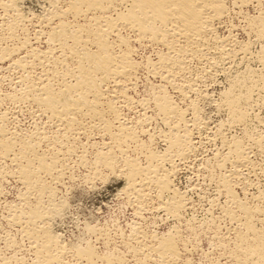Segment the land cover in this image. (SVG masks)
I'll return each instance as SVG.
<instances>
[{
    "label": "bare ground",
    "instance_id": "obj_1",
    "mask_svg": "<svg viewBox=\"0 0 264 264\" xmlns=\"http://www.w3.org/2000/svg\"><path fill=\"white\" fill-rule=\"evenodd\" d=\"M26 1L0 0V196L19 185L6 246L23 242L30 264H192L183 231H203L202 264H264V0H40L38 13ZM206 104L224 117L210 122ZM111 176L135 218L176 225L133 222L122 253L100 255L93 227L95 241L66 244L52 229L65 194Z\"/></svg>",
    "mask_w": 264,
    "mask_h": 264
},
{
    "label": "rangeland",
    "instance_id": "obj_2",
    "mask_svg": "<svg viewBox=\"0 0 264 264\" xmlns=\"http://www.w3.org/2000/svg\"><path fill=\"white\" fill-rule=\"evenodd\" d=\"M39 2L41 3L40 0L37 2L34 0H30V2L26 1L24 4V10L29 13L40 12L41 4ZM0 76L4 80L0 81V90L4 92L9 91L10 87L8 86V81L11 74L5 71L2 72ZM7 77L8 79H6ZM222 86V82H218L209 87L210 95L215 97ZM212 92L213 94H211ZM206 108L204 105V113H206V115L210 114L207 116L211 120L210 122H216V120L224 117L221 114H217L210 105H207ZM18 119V124L22 128H28L30 126V118L25 113L20 114ZM207 149L208 148L205 150ZM204 154L207 155V151H205ZM178 180L180 188L187 185L183 178ZM74 184H72L73 186L70 187L69 191L65 194L67 201L63 217H59L60 219L57 218L52 226L53 231L59 233L62 240L70 246H80L85 242L91 240V242L95 241L93 240L94 238L89 237L90 234L88 228L93 227L102 229L107 235L106 243L94 242L95 249L100 255L110 254L113 250H118L119 253H122L125 250L124 244L128 242L130 233L129 227L133 222H139L142 227L144 226V229L146 228L145 230L157 233H164L176 225L171 218L167 217L168 219H165V216L162 214H156L157 216L155 217L148 215L144 220L135 218L132 207L125 203L124 196L120 192L125 186L124 180L120 177H104L102 180H97L93 185H85L78 182H75ZM2 191L3 193L0 196V217L6 214V207L8 204H13L17 201L19 185L13 181H9L3 185ZM196 196L197 195L195 194H190V197L194 200L196 206L190 217L194 218L196 223L198 222L197 224H199L200 221L202 222L206 220L208 215L204 211L205 203L202 202L203 200H199ZM183 234H185L189 240L195 243L198 247L197 250H194L188 255V259L192 264H202L205 256H212L209 234L203 231H198V235H193L185 230L183 231ZM3 235L4 233L0 232V256H11L16 254L24 259L23 262L16 264H30L33 255L25 250L23 242H20L17 249L10 248L6 246L5 241L3 242Z\"/></svg>",
    "mask_w": 264,
    "mask_h": 264
}]
</instances>
